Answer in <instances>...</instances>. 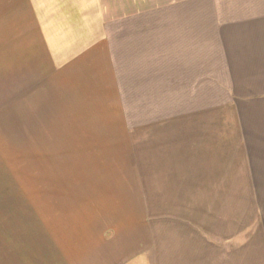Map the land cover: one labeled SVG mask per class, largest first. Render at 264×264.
<instances>
[{"label": "crops", "instance_id": "crops-1", "mask_svg": "<svg viewBox=\"0 0 264 264\" xmlns=\"http://www.w3.org/2000/svg\"><path fill=\"white\" fill-rule=\"evenodd\" d=\"M143 1L0 0L1 42L3 20H18L14 34L22 20L33 21L46 52L36 55V68H55L51 78L65 82L82 117L101 104L114 110L105 133L79 145L102 164L133 152L122 66L126 92L143 100L148 130L159 132L147 160L158 156V190L188 196L137 222L103 214L118 207L102 197L27 205L0 195V264H264V0H189L184 11L113 5ZM102 2L112 7L101 9ZM168 3L176 9L181 0ZM181 114L189 121H160Z\"/></svg>", "mask_w": 264, "mask_h": 264}, {"label": "rangeland", "instance_id": "rangeland-1", "mask_svg": "<svg viewBox=\"0 0 264 264\" xmlns=\"http://www.w3.org/2000/svg\"><path fill=\"white\" fill-rule=\"evenodd\" d=\"M145 1L113 5L114 9H124V5H127L151 11L189 9V0L174 4L176 9L172 3H168L170 0H164L163 3ZM95 3H92L94 7ZM100 6L108 10L112 4L102 2ZM94 13L93 8L92 11L87 10L88 17ZM156 17V13L151 14L150 27H156ZM3 22L8 33L4 42H1L0 36V195L6 194L13 201L27 205L48 201L80 204L102 197L108 207H118L103 214L127 217L137 222L157 219L161 206L172 204L182 195L188 196L189 190H158L159 179L154 176L160 164L157 163L158 156L153 157L150 163L147 160L151 148H154L149 146L148 153V145L157 142L155 139L159 132L148 130L149 125L145 122L152 117L149 118V112L144 114L143 100L133 98L132 93L126 92L129 83L126 82L127 73L122 66L119 68L121 74L118 75L122 80V102L126 106L123 118L132 129L133 152L114 155L115 162L102 164L89 157L92 148L84 151L79 145L81 142L89 145L83 138L87 140L93 138V134L105 133L102 129L112 125L109 119L115 117L112 116L114 110L101 104L100 109H86V116L82 117L78 112L79 101L72 98L73 93L66 89L65 82L59 80L54 83L56 80L51 78L55 68L53 72L48 69L47 73L45 68H36V55H46V52L38 44L41 38L35 35L37 29L33 21L30 25V20H22L21 34H14V30L19 31L18 20L9 18ZM23 41L29 42L25 50ZM146 103H150V100H146ZM73 107H77V113ZM161 116L155 114V121L158 122ZM171 117L161 118L160 121H189L188 115L185 118L182 114ZM175 117L178 119L175 120ZM99 127L101 130H97ZM147 134V140H142V136ZM95 179L100 185L89 188ZM90 189L95 190L93 194L85 191ZM13 190H16L15 195L11 197ZM120 190H128V194L121 195ZM129 191L133 196L129 195ZM168 213L172 212L167 211L166 217H170ZM150 225V233L157 234V227H154L156 223L151 222Z\"/></svg>", "mask_w": 264, "mask_h": 264}]
</instances>
